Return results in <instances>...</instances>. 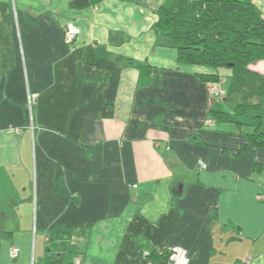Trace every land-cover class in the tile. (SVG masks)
Listing matches in <instances>:
<instances>
[{"label":"crops","instance_id":"1","mask_svg":"<svg viewBox=\"0 0 264 264\" xmlns=\"http://www.w3.org/2000/svg\"><path fill=\"white\" fill-rule=\"evenodd\" d=\"M164 2L0 0V264H168L172 247L264 264V148L242 149L250 126H202L227 101L153 33Z\"/></svg>","mask_w":264,"mask_h":264},{"label":"trees","instance_id":"2","mask_svg":"<svg viewBox=\"0 0 264 264\" xmlns=\"http://www.w3.org/2000/svg\"><path fill=\"white\" fill-rule=\"evenodd\" d=\"M88 6L89 0H69L71 9ZM156 16L153 33L176 51L179 64L210 70L197 74L210 87L222 89L220 84L226 83L224 100L233 102L232 112L210 109L202 126L207 127L208 121L210 127L215 122L250 126L248 143L242 149L264 148V132L259 127L260 104L255 102L264 97V77L250 68L264 60V19L252 0H165ZM128 63L140 75L150 71L144 63ZM211 100L220 101L212 96ZM240 118L251 119L253 125L241 122ZM168 254L166 250L162 256L167 260ZM151 255L149 251L147 257ZM76 258L82 264L78 255L71 264Z\"/></svg>","mask_w":264,"mask_h":264},{"label":"built area","instance_id":"3","mask_svg":"<svg viewBox=\"0 0 264 264\" xmlns=\"http://www.w3.org/2000/svg\"><path fill=\"white\" fill-rule=\"evenodd\" d=\"M79 36V29L75 27L73 24L68 23L63 32V41L66 45L70 46L74 43L76 38ZM220 90L218 87H210L209 88V93L212 97H216L217 99L222 98L225 95V91ZM37 95L36 94H31L29 97V107L35 104ZM211 121L206 122V126H210ZM199 166L201 168H205L204 164L202 162H199ZM168 256H167V263L168 264H189V257L187 255V252L179 247H172L168 249ZM19 251L16 248L11 249L10 251V256L12 258L17 257ZM148 251L144 250L143 255L145 257L148 256ZM73 264H81V260L76 258L73 262Z\"/></svg>","mask_w":264,"mask_h":264},{"label":"rangeland","instance_id":"4","mask_svg":"<svg viewBox=\"0 0 264 264\" xmlns=\"http://www.w3.org/2000/svg\"><path fill=\"white\" fill-rule=\"evenodd\" d=\"M220 90H222V89H220ZM223 92H224V91H223ZM224 96H225V95H224ZM224 96H223L222 98H225ZM222 98H219V99L221 100ZM230 107H231V106L229 105V102H226L223 108H224L225 110L229 111V110H230ZM240 119H242V120H240L241 122H243V120H246L245 118H244V119H243V118H240ZM238 121H239V120H238ZM245 129H247V128L245 127Z\"/></svg>","mask_w":264,"mask_h":264}]
</instances>
